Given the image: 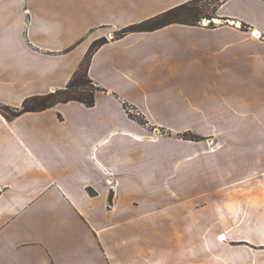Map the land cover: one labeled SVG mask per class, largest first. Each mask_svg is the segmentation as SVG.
<instances>
[{"label": "crops", "instance_id": "crops-1", "mask_svg": "<svg viewBox=\"0 0 264 264\" xmlns=\"http://www.w3.org/2000/svg\"><path fill=\"white\" fill-rule=\"evenodd\" d=\"M188 1L0 0V105L64 87L106 38L92 106L0 111V264H264V0H222L215 26L118 35ZM239 68L261 101L247 107L261 135L246 139L245 177L190 187L189 157L168 150L183 142L148 138L124 103L174 129L175 115L235 106Z\"/></svg>", "mask_w": 264, "mask_h": 264}, {"label": "rangeland", "instance_id": "rangeland-1", "mask_svg": "<svg viewBox=\"0 0 264 264\" xmlns=\"http://www.w3.org/2000/svg\"><path fill=\"white\" fill-rule=\"evenodd\" d=\"M219 1L220 0H203L199 2L198 6H203L201 15L207 12L211 13L213 7ZM199 24L215 26L216 22L210 18L202 17L195 25ZM256 46L254 49L255 56L259 58V63L255 66L258 68L256 74H261L263 64L261 61L264 59V46ZM242 58L244 57L239 54V62ZM239 70L242 69L239 68ZM242 71L243 76L239 71L240 80L237 84L238 100L235 106L232 105L231 108L229 106H227V108H222L223 112L221 114L175 115L173 116L172 124L174 129L168 128L170 124H165L160 122V120L158 125L152 124L149 118L145 114L139 112L135 106L124 103L128 115L147 129L148 138L175 140V142L179 140L183 142V147H177L176 143H174L172 147H168V150L172 149L175 151V155L179 151V154H183L186 160L189 157L183 164L187 162L189 166L190 187H197L200 183L206 184L207 186L209 182L212 184L214 180L217 181L220 186H227L231 185L232 179L245 177L246 162L244 157L246 152V139L252 137L254 139L260 138L261 135V130H249L252 121L254 123H261V116L256 115V113L251 115V110L247 109V107H251L250 105L253 103L254 110H256L255 106H261L259 105L261 101L256 98L251 101L250 98L247 97V89L249 91V87H247L248 85L244 82V70ZM258 85H261V83H254L255 94L256 86ZM194 110H199V108H194ZM181 160L180 158V162ZM181 183L182 179H175L173 180L172 186H181ZM241 183L242 182L236 183L233 186H240ZM185 184L186 180L184 179V185ZM195 197H197V195L190 194L188 196L191 202H194L193 198ZM175 198L177 197L175 196ZM195 202L197 203L198 201L195 200ZM205 202L207 201L205 200Z\"/></svg>", "mask_w": 264, "mask_h": 264}, {"label": "trees", "instance_id": "trees-1", "mask_svg": "<svg viewBox=\"0 0 264 264\" xmlns=\"http://www.w3.org/2000/svg\"><path fill=\"white\" fill-rule=\"evenodd\" d=\"M201 1L203 0H190L175 6L152 18L123 28L118 35L130 31H150L173 22L195 25L202 17L213 18L216 8L222 0L213 7L211 13L207 12L202 15L203 6H198ZM105 41L106 38H99L92 42L77 70L64 87L45 94L29 96L23 100L19 107L0 105L1 113L6 118H13L23 112L40 111L57 103L71 100L82 102L86 106H92L95 102V93L99 90V87L95 86L90 79L88 66L93 52Z\"/></svg>", "mask_w": 264, "mask_h": 264}, {"label": "bare ground", "instance_id": "bare-ground-1", "mask_svg": "<svg viewBox=\"0 0 264 264\" xmlns=\"http://www.w3.org/2000/svg\"><path fill=\"white\" fill-rule=\"evenodd\" d=\"M254 34H255L256 36H259V32H258V31H255ZM220 239H222V236H220Z\"/></svg>", "mask_w": 264, "mask_h": 264}]
</instances>
